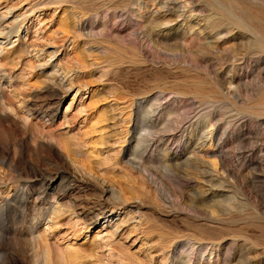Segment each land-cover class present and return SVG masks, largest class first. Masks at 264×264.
Returning a JSON list of instances; mask_svg holds the SVG:
<instances>
[{
	"label": "rangeland",
	"instance_id": "1",
	"mask_svg": "<svg viewBox=\"0 0 264 264\" xmlns=\"http://www.w3.org/2000/svg\"><path fill=\"white\" fill-rule=\"evenodd\" d=\"M101 1L0 0V264H40L42 235L53 264H116V251L126 264H221L227 249L231 264L245 257L264 264V216L230 213L210 221L203 211L182 206L175 171L141 169L148 183L126 163L134 154L135 105L161 93L150 146L136 155L152 164L158 151H181L256 206L246 185L254 176L264 183V115L246 108L264 91V53L227 63L231 72L214 98L234 101L230 112L219 102L199 107L216 87L206 77L210 64L192 60L207 44L214 53L223 51L230 36L223 27L210 34L200 27L213 17L208 0H177L176 21L153 34L143 21L163 9L147 0H126L119 9L114 0ZM178 26L182 56L154 46L152 35L172 34ZM180 99L186 107L172 118L176 129L160 132L161 118ZM206 107L205 140L185 148L182 130ZM182 112L189 120L182 122ZM244 132L251 134L253 169L238 147ZM110 186L119 200L107 194ZM51 218V230L44 232Z\"/></svg>",
	"mask_w": 264,
	"mask_h": 264
},
{
	"label": "bare ground",
	"instance_id": "2",
	"mask_svg": "<svg viewBox=\"0 0 264 264\" xmlns=\"http://www.w3.org/2000/svg\"><path fill=\"white\" fill-rule=\"evenodd\" d=\"M147 1H148V4H150L152 8L158 6L160 9L164 10V14L161 15L160 17L149 18L143 21V27H145L147 30L150 31V32L148 31L149 34L150 33L153 34L152 32L155 28L157 29L158 27L162 25L164 26L165 24L173 23L176 21L175 15L177 14V12H179L178 10H180L179 9L180 6H178L176 3L177 0H147ZM101 2L103 1L100 0V2L98 3H101ZM108 2L106 0L105 3L108 4ZM125 2L126 0H118L116 2L114 0V7L119 9V7ZM206 4L209 6L210 10L213 11L212 13L213 17L207 19V24L205 25L203 24L200 27L203 29L204 32L207 31V34H210L213 31L215 32L216 29L219 27H223L226 33L229 34L230 36L227 37L224 41V44H226V48L223 49V51L219 52L217 50L218 52L216 51L214 53L211 50L214 49L215 47L207 44L205 47H202L201 54L197 55L192 60L196 65H201L202 63L210 64L211 69L208 70V72H206L207 74L205 73L207 76L206 75L204 76H206L207 79L209 77V83L215 86L217 89V90L215 88L210 89V91L212 90L213 96L212 95L209 96L210 93H208V95H204L202 96V98L200 97L201 101L199 99L198 101L200 102H197V103L199 107H202L201 105L205 106L209 104H211L213 107V104L219 102L221 103V108H223L225 111L230 112L232 110V106L234 107V101L233 102L230 101L229 103H224V100H226V98H221V97L214 98V96L216 95L220 96V94H218V91H220V89L225 85V82L228 80V74L231 72V70L227 69L226 67L228 62H231V60H234V59L235 60H238L241 58L243 59L244 56L246 57V55H249V54L258 55V54L264 53V0H208ZM145 5H146V2H145ZM93 6L95 9L96 5H93ZM158 10L159 9H157V11ZM68 15L71 18L72 14L70 15L68 13ZM76 15H75V18L77 17ZM74 20L73 18H71V20L69 21L73 24ZM195 24L201 25L200 21H196ZM72 27L74 28V26ZM75 27L77 29L78 26H75ZM234 30H236L235 33H233ZM0 34L2 35L3 33L0 31ZM183 35H184V31L181 29L180 26H178L173 29L172 34H168L162 37H159L158 35H152L151 40L154 46L161 45L166 50L179 52L180 55L182 56L184 50L181 48L180 41ZM129 48L133 51V52L131 51L132 53H135V56L139 54L138 53L139 51L137 50V48L134 49V46L133 48L132 47H129ZM132 53L131 55H134ZM135 60H138L137 56L135 57ZM180 61L181 62L183 61V57H181ZM163 73L164 72H162V74ZM162 74L158 73L157 76L160 77ZM203 79H205V77ZM146 92L147 91H145V93ZM261 94H260L261 97L257 102L252 103L249 106H247L248 108H246L247 109L246 111L249 114H252L255 116H261V117L262 115H264V91ZM161 96H162L161 93H158L155 97L146 99L143 102H138V104L135 105V108L133 111L135 126L133 130L134 133L131 139V143L133 144L132 151L134 150L133 151L134 154L133 152L130 153V154H133L132 155L133 158H132V161H129V160L126 161L128 166H131L130 168H132V170H135L138 174H140L143 177L141 179L144 180L145 182L147 181L148 183H149V179L146 176L144 177L142 175L141 169H143L147 173L148 172L152 173V171L155 172V170L156 171L161 170L165 173V175L167 173H171L172 171H175V173H173L175 176L174 180H175V184L177 188H179L182 193V196L180 199L181 200L180 203L182 204V206H184L185 209H188V211L193 210V212L195 213H197V211H200V210L203 211L206 217H208V220L210 221H217L219 220L218 218L220 216L229 215L230 213L246 212L248 213L247 215H251V216H258V217L259 215L264 216V183L260 177H257V176L252 177V179L249 180L246 185L251 191L252 197L256 200V206L255 205L252 206L248 203V201H246V199H244L243 195L240 193L237 187L232 186L227 181L218 180L214 178L209 168L207 166H204V164H202L201 162L183 159L181 151L180 152H176V151L170 152L168 149L158 151L157 155L160 158L156 159V161H154L155 163H152V164H149L148 161L144 162L142 155H136L137 151L139 152L145 151V149L148 146H150L151 137H152V133L154 130L153 129L154 123H153L152 117L157 111L158 107L161 106L162 104L161 99L163 98H161ZM258 98H259V95L257 99ZM172 103H176V109L175 110L173 109L172 111L169 110V112L161 118L162 119L161 126L163 128H161L162 131L160 132L169 133L171 131H174L176 129V128H173V123L176 122V121L173 122L175 119L174 116H177L178 118L180 116L179 113L181 112L179 110L182 109V111H184V108L186 107L185 106L186 102H184L182 99H180L178 102L172 101ZM187 106L189 107V111H191V109L194 107V106H191V104ZM208 108L206 107L207 109L206 113H202V115L194 123L189 122L188 127L182 130L180 134V138L183 137V134L185 133L187 134L186 135L187 141L185 144H183L185 148L192 145L193 143L197 146L199 141L202 140L201 142L203 143V140H205L206 138L205 120L211 113V110H208ZM209 109H211V106ZM186 111L188 112V109ZM186 111L185 113L187 114ZM182 113L184 114V112ZM186 117H185V114L183 115V117H180L183 120L182 122L189 120V118L186 120ZM172 118L174 119L172 120ZM250 135L251 134L247 132L242 133L240 137L238 138V147L242 151L241 152L242 160L244 161L245 165L253 169L255 168V163L253 162V159L251 155L249 154L251 152V145H252L251 143L252 140H251ZM161 171H159V173H161ZM206 185L208 186L207 189H206ZM107 188H109V190L107 189L108 190L107 194L109 195L110 198H113L116 200L120 199L119 192L116 189H114L111 186ZM213 189H221L225 192V194L217 195L215 194ZM162 190L164 191L165 189L163 188ZM155 191L157 190L155 189ZM166 192L168 193V191ZM164 194H163L164 201L167 202L169 198L167 197L168 194L167 195L165 194L166 196ZM160 198H162V195ZM168 204H169V201H168ZM67 206H69V204ZM170 206L172 205L170 204ZM67 209H70V208H67ZM242 215H245V214H242ZM131 219L133 220L134 217H131ZM53 220H54L53 218L48 220V222H51V223H49V225H45L44 232L51 230L50 224H53L52 223ZM206 231L208 230H205V232ZM38 239L43 243V246L41 247V249H39L40 250V253H39L40 264H53V260L51 259L49 255L50 252H49L48 245L46 244V237L42 235V236H39ZM38 246L36 248H38ZM229 250L228 249L226 250L224 258H222L221 264H231V262H233V253L230 252L232 253L230 255ZM246 251H248V249H246ZM116 253H117V258L115 257L117 260L116 264H126L125 259H124L125 256L123 257L124 253H122L121 251L120 252L116 251ZM246 253H249V252H246ZM226 255H228V257H225ZM251 256H249L250 257L249 260H251ZM245 258L242 259L241 261H238V262L235 261V262L237 264H256L253 261H252L253 263L248 262V260H246ZM256 259L257 258H255V260ZM37 261L39 262V259ZM74 261H72L73 264H76ZM66 263H68V261ZM212 264H217V263H212Z\"/></svg>",
	"mask_w": 264,
	"mask_h": 264
}]
</instances>
